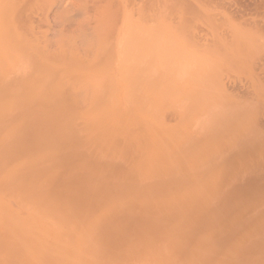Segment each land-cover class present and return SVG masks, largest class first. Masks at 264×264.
Wrapping results in <instances>:
<instances>
[{
	"label": "bare ground",
	"instance_id": "obj_1",
	"mask_svg": "<svg viewBox=\"0 0 264 264\" xmlns=\"http://www.w3.org/2000/svg\"><path fill=\"white\" fill-rule=\"evenodd\" d=\"M132 30L107 41L104 61L74 51L18 66L59 77H33L34 87L0 100V264H264L263 125L228 142L251 155L202 201L199 180L183 186L173 164L156 167L157 136L138 167L123 149L146 147L142 138L107 129V82L96 79L138 61ZM128 35L135 42L122 41ZM205 56L193 61L202 66Z\"/></svg>",
	"mask_w": 264,
	"mask_h": 264
},
{
	"label": "rangeland",
	"instance_id": "obj_2",
	"mask_svg": "<svg viewBox=\"0 0 264 264\" xmlns=\"http://www.w3.org/2000/svg\"><path fill=\"white\" fill-rule=\"evenodd\" d=\"M122 26L136 28L137 40L122 41L136 40L140 53L131 69H104L96 79L107 82V129L116 125V136L142 138L146 147L130 141L123 149L138 167L148 163L154 142L162 151L156 167L173 164V173L186 176L183 186L199 180L202 201L225 185V169L251 155L228 142L264 126V0H0V88L7 89L0 100L28 90L33 77H42L38 83L59 77L18 71L33 55L62 60L66 52H95L104 61L107 41ZM201 55L202 66L193 61ZM86 82L76 80L78 87Z\"/></svg>",
	"mask_w": 264,
	"mask_h": 264
}]
</instances>
